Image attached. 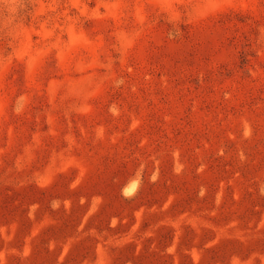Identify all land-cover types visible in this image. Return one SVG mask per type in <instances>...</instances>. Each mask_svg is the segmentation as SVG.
I'll use <instances>...</instances> for the list:
<instances>
[{
    "label": "rangeland",
    "instance_id": "rangeland-1",
    "mask_svg": "<svg viewBox=\"0 0 264 264\" xmlns=\"http://www.w3.org/2000/svg\"><path fill=\"white\" fill-rule=\"evenodd\" d=\"M0 264H264V0H0Z\"/></svg>",
    "mask_w": 264,
    "mask_h": 264
}]
</instances>
